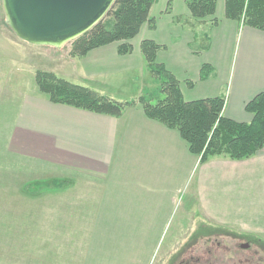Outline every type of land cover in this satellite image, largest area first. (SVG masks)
<instances>
[{
	"label": "crops",
	"instance_id": "1",
	"mask_svg": "<svg viewBox=\"0 0 264 264\" xmlns=\"http://www.w3.org/2000/svg\"><path fill=\"white\" fill-rule=\"evenodd\" d=\"M167 2L152 5L151 26L143 23L128 41L130 53L119 54L121 42H112L81 57L61 55L56 61L73 68L51 70L97 93L105 86L117 88L113 76L147 69L140 42L152 40L162 46L156 61L179 81L185 101L223 96L226 118L250 122L252 114L244 106L264 92V31L226 19L224 0L216 1L214 24L211 18L192 19L184 0ZM197 36L201 42L194 47ZM203 64L211 67L206 79H200ZM14 90L21 99L3 134L2 156V169L14 171L1 178L0 186L23 175V165L50 170L29 183H60L33 194L19 190L20 201L29 203L26 225L32 223L30 202L35 201L42 205L43 224L58 225L57 240L19 246L43 252V264H150L160 246L173 251L188 236L196 217L264 239V146L247 159L214 157L200 164L178 131L146 117L139 103L111 116L52 103L36 85L29 90L19 83ZM186 253L178 264H195L193 251Z\"/></svg>",
	"mask_w": 264,
	"mask_h": 264
},
{
	"label": "trees",
	"instance_id": "2",
	"mask_svg": "<svg viewBox=\"0 0 264 264\" xmlns=\"http://www.w3.org/2000/svg\"><path fill=\"white\" fill-rule=\"evenodd\" d=\"M156 1L115 0L101 21L70 41L71 56L81 57L91 49L112 42H121L117 48L119 54L130 53L132 47L128 41L138 34L143 23L148 22L151 26L150 8ZM216 1L184 0L192 19L203 21L211 18L213 24ZM169 3L170 0L168 6ZM224 17L238 21L242 26L264 31V0H224ZM161 48L152 40L140 42L146 68L162 95L155 102L144 95L131 101L114 100L47 71H36L34 79L38 90L46 94L52 103L94 113L120 116L126 106L139 103L146 117L178 131L190 153L198 156L200 164L214 157L243 160L259 151L264 146V92L257 93L245 104L244 109L252 114L248 123L235 122L223 115V96L185 101L179 81L162 63L156 61V53ZM210 71L211 67L203 64L200 79H206ZM59 186L58 181L34 183L33 187L39 189L33 193Z\"/></svg>",
	"mask_w": 264,
	"mask_h": 264
},
{
	"label": "rangeland",
	"instance_id": "3",
	"mask_svg": "<svg viewBox=\"0 0 264 264\" xmlns=\"http://www.w3.org/2000/svg\"><path fill=\"white\" fill-rule=\"evenodd\" d=\"M190 27L195 30L196 24L191 22ZM194 40L192 46L196 47L200 44L201 39L197 36ZM70 49V42L59 49H54L51 46H33V44H27L19 39L5 23L0 0V136L5 135V132H9L10 119L15 115L17 104L21 99L16 97L14 87L16 88L19 83H26L30 90L31 85H36L35 79L33 80L30 74L34 73L33 76H35L36 71L54 73L51 69L56 67L57 70L63 65L61 61H56L57 58L60 59L61 55L73 57L70 54ZM48 55L50 57L47 59ZM63 61L64 59H62ZM64 64L63 66L66 67L71 66L69 62H64ZM72 68L73 66L67 70ZM54 74L58 76L57 73ZM113 80L118 86L117 88H106L105 86V88H102V92L97 90L98 93L120 101H131L137 99L140 95H144L155 102L162 97L158 92L157 83L147 69L137 68L130 72L117 74L113 76ZM19 87H21V84ZM12 93L15 96L11 99ZM4 135L0 137V180L5 174L8 175L14 171L8 168L2 169L5 163L2 157L5 150ZM25 166L23 165L20 168L23 175L20 176L19 173V176L10 177L4 186H0V264L47 263L43 260L44 257H41L43 252L39 253L38 250L32 249L26 250L19 246L26 242L27 247L31 244V246L38 247L39 243L44 240L55 241L58 238V225L54 224L48 228L43 224L44 218L39 214V211L43 210L41 203L30 202L34 205L31 208L32 211L30 210L31 214L34 211L35 214L33 216L29 215L32 222L30 225H26L24 222L26 219L24 214L28 210L29 203L20 201L18 198L19 190L26 189L27 193L28 187L34 184L29 183L30 181L39 180V176H44L45 173L49 174L50 172L45 166L44 168L39 166L26 168ZM18 183H22V185L18 186ZM36 189L39 188L31 186L28 193L33 194ZM39 192H42V190ZM12 207L16 210V214H12ZM17 214L23 215L22 221L24 223L22 225H19L21 224V218L17 219L19 224L16 221ZM55 217H58L57 214L51 215V218ZM189 229L188 236L179 241L180 243L172 248L173 251L165 249V244L160 246L150 264H178L186 256L189 249L193 251L195 264H264V239L241 236L238 234V230H234V232L212 227L201 221L199 217L194 218L193 223L191 222L189 225ZM243 245H247V247H243ZM209 250L217 258V260L212 261L213 263L209 262ZM57 259L58 257H55L53 261L57 262ZM186 262L192 264L190 260H186ZM50 263L52 264V261Z\"/></svg>",
	"mask_w": 264,
	"mask_h": 264
},
{
	"label": "water",
	"instance_id": "4",
	"mask_svg": "<svg viewBox=\"0 0 264 264\" xmlns=\"http://www.w3.org/2000/svg\"><path fill=\"white\" fill-rule=\"evenodd\" d=\"M114 1L1 0V6L7 27L19 39L59 48L101 21Z\"/></svg>",
	"mask_w": 264,
	"mask_h": 264
},
{
	"label": "flooded vegetation",
	"instance_id": "5",
	"mask_svg": "<svg viewBox=\"0 0 264 264\" xmlns=\"http://www.w3.org/2000/svg\"><path fill=\"white\" fill-rule=\"evenodd\" d=\"M210 251L211 250L208 251V254H209V257H210L209 258V262L213 263L212 261L215 260V259L217 260V258H215L216 257L215 254L210 253ZM212 252H215V251H212Z\"/></svg>",
	"mask_w": 264,
	"mask_h": 264
}]
</instances>
